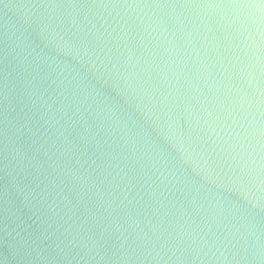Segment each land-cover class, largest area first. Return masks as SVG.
<instances>
[{
	"label": "water",
	"instance_id": "water-1",
	"mask_svg": "<svg viewBox=\"0 0 264 264\" xmlns=\"http://www.w3.org/2000/svg\"><path fill=\"white\" fill-rule=\"evenodd\" d=\"M0 264H264V0H0Z\"/></svg>",
	"mask_w": 264,
	"mask_h": 264
}]
</instances>
